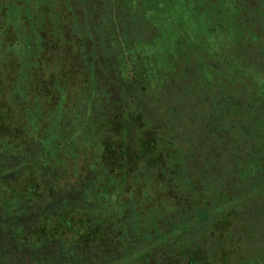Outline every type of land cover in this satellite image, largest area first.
<instances>
[{"label":"trees","instance_id":"trees-1","mask_svg":"<svg viewBox=\"0 0 264 264\" xmlns=\"http://www.w3.org/2000/svg\"><path fill=\"white\" fill-rule=\"evenodd\" d=\"M261 176L264 0H0V264H264Z\"/></svg>","mask_w":264,"mask_h":264},{"label":"rangeland","instance_id":"rangeland-1","mask_svg":"<svg viewBox=\"0 0 264 264\" xmlns=\"http://www.w3.org/2000/svg\"><path fill=\"white\" fill-rule=\"evenodd\" d=\"M254 108V105H253V107L251 108V109H249V110H252ZM249 110H245V111H243V113H242V117L245 119V120H247V117L245 116V113L247 114V112L249 111ZM241 111H242V109H241ZM240 111V112H241ZM245 112V113H244ZM237 117H240V115H237ZM246 117V118H245ZM243 123L241 122V121H239L238 122V124H236V125H234L233 127H236V128H238V129H240V127H243ZM263 177V178H262ZM232 181H234L233 179H231ZM246 181H248V178L247 179H245ZM260 180H263V183H264V176H261L260 177ZM245 181V182H246ZM262 184V183H261ZM229 196V195H228ZM227 200V199H226ZM226 200L225 201H223V200H220V201H214V202H212V203H209L208 205H206V207L208 208L209 206L211 207V208H213V209H215L216 207H219L220 205L221 206H225V203H226ZM259 202H261L262 204L260 205V206H257L256 207V212L257 213H259V214H264V211H262V212H258L259 210H261V209H264V198H262V200H260ZM248 214H246V216H247ZM237 219H240V221H239V223L238 224H236V225H238V226H233L232 227V229H233V232H234V237L235 238H237V239H239V241H237L236 240V242L238 243V249H237V253H241V255H244V257H246V256H248V257H252L254 254H253V251H251L252 249H255V247L257 246V245H260V242L259 241H261L260 239H259V237H261V236H257V235H261V234H263V236H264V222L261 220L262 218H259V219H257V222L255 223L256 224V227L258 226V227H260L261 229H260V231H259V229H257V230H255L254 228H253V226H251V228H253V229H250V230H253V234H254V236H255V238L253 239V235H251L249 232H248V230L246 231V228H244V227H246V226H243V222H242V220H241V218H237ZM252 225V224H251ZM214 229H216L217 231H218V228L217 227H214V228H205V229H203V230H200L201 232H209V231H213ZM257 260V259H256Z\"/></svg>","mask_w":264,"mask_h":264},{"label":"flooded vegetation","instance_id":"flooded-vegetation-1","mask_svg":"<svg viewBox=\"0 0 264 264\" xmlns=\"http://www.w3.org/2000/svg\"><path fill=\"white\" fill-rule=\"evenodd\" d=\"M215 186V185H214ZM215 187H217L216 188V190H214L213 192H212V198H214V199H223V198H225V196H226V194H224V193H222V191H221V186L219 185V186H215ZM206 194V193H205ZM206 195H208V194H206ZM210 196V195H209ZM258 217V219H259V216H257ZM238 218V215H236V216H234V217H232L231 218V220H232V222L233 223H235V224H238L239 223V221H240V219H237ZM257 221H255V223H256ZM236 226H238V225H236ZM239 241V239H237V238H235V240L234 241ZM255 249H252L251 251H254Z\"/></svg>","mask_w":264,"mask_h":264}]
</instances>
